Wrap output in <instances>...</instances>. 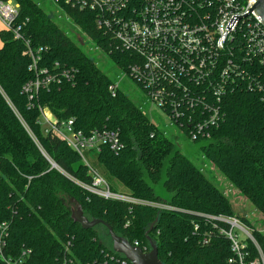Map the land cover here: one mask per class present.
Listing matches in <instances>:
<instances>
[{
  "label": "trees",
  "instance_id": "1",
  "mask_svg": "<svg viewBox=\"0 0 264 264\" xmlns=\"http://www.w3.org/2000/svg\"><path fill=\"white\" fill-rule=\"evenodd\" d=\"M12 1L19 8L11 27H19L20 37L16 39L12 30L0 31V224L8 226L2 255L19 264L125 260L112 250L106 227L83 229L72 220L68 203L80 207L88 220L104 221L131 245L138 242L146 253V233L153 225L148 236L162 264H227L233 255L231 242L220 230L228 231L230 225L217 218L236 219L251 235L240 243L244 263L264 264V234L236 216L201 165L182 154L119 85L112 95L109 87L114 81L57 17L36 0ZM60 8L79 35L90 39L117 68L127 70L130 55L114 50L97 28L94 11L63 4ZM27 44L34 53L41 49L37 70L30 68L31 58L25 55ZM63 69L73 70L71 80L59 76ZM40 70L60 81L39 88L30 100L22 88ZM40 109L58 121L73 119L74 128L84 134L104 128L117 131L122 152L114 155L104 147L95 154L105 181L111 192L117 193L119 184L130 197L150 205L104 199L87 191L83 186L93 183L87 167L65 142L44 132ZM220 115L218 126L208 130L210 137L196 142L200 158L264 219V91L235 84L222 97ZM0 264L7 263L0 259Z\"/></svg>",
  "mask_w": 264,
  "mask_h": 264
},
{
  "label": "built area",
  "instance_id": "2",
  "mask_svg": "<svg viewBox=\"0 0 264 264\" xmlns=\"http://www.w3.org/2000/svg\"><path fill=\"white\" fill-rule=\"evenodd\" d=\"M49 1L61 12L60 4L94 11L97 28L109 37L114 50L130 55V64L123 70V76L134 82L147 101L157 106L180 134L192 142L210 137L208 130L220 122L222 97L235 84L244 82L255 91H264V27L251 11L237 19L230 31L226 29L232 16L245 14L255 4L254 0ZM18 8L12 0H0L3 30H12ZM12 31L18 39L19 27ZM27 47L25 55L31 58L30 68L37 70V54L41 49L34 53L28 44ZM95 49L100 51L96 46ZM59 76L71 80L73 70L63 69ZM59 81L57 75L40 70L22 90L31 100L39 88ZM118 85L114 81L109 87L113 96ZM39 124L45 133L65 142L79 155L93 179L91 186H83L87 191L104 199L150 205L126 193L111 192L105 179L87 162L88 153L97 154L104 147L114 155L122 152L124 144L117 131L104 128L84 134L74 128L73 119L58 121L42 109ZM155 206L172 209L165 205ZM217 219L230 225L228 231L220 230L231 242L233 255L227 264H245L241 242L233 229H240L248 238L251 236L236 219ZM7 235V224H0V259L7 264H19L2 255ZM207 242L204 239L203 243ZM132 246L140 248L138 242ZM140 249L146 253L145 249ZM117 261L120 264L129 262L126 259Z\"/></svg>",
  "mask_w": 264,
  "mask_h": 264
},
{
  "label": "rangeland",
  "instance_id": "3",
  "mask_svg": "<svg viewBox=\"0 0 264 264\" xmlns=\"http://www.w3.org/2000/svg\"><path fill=\"white\" fill-rule=\"evenodd\" d=\"M36 1L42 4L41 6L47 13H51L58 18L56 21H58L61 26L65 27L70 32V36L81 41L84 51L90 55L92 59L96 60L98 67L106 73L112 81L119 82V89L136 105L143 109L148 119L156 125L159 130L165 132L166 136L175 142L177 149L182 154L187 156L195 164L201 165L205 176L211 179L216 187L231 202L236 216L245 217L255 229L264 234L263 217L254 209L249 201L246 200L241 193L227 181L223 175L216 171L210 163H206L202 157L200 158V152L197 150V143L192 142L182 133L180 134L176 125L171 124L169 118L161 112L157 106L147 101L145 95L138 88V86L135 85L129 78L124 77L123 71L120 68H117L108 56L95 49L93 43L88 38L83 37V35H79L80 30L78 27H76L63 12L51 4L49 0ZM86 159L88 164L97 170L98 173L106 180L104 176L105 171L103 167L99 165L96 155L88 153L86 155ZM116 187L118 189V193H126V190L119 184H116ZM238 224L243 227L249 236H251L248 226L246 227L240 221H238ZM233 232L236 234L237 239L240 242H242L245 238H248L247 234L238 228H234Z\"/></svg>",
  "mask_w": 264,
  "mask_h": 264
},
{
  "label": "water",
  "instance_id": "4",
  "mask_svg": "<svg viewBox=\"0 0 264 264\" xmlns=\"http://www.w3.org/2000/svg\"><path fill=\"white\" fill-rule=\"evenodd\" d=\"M255 4L243 15H234L232 16L231 20L229 21L226 29L231 30L233 25L235 24L237 19L245 17L251 11L258 22L264 27V0H254ZM52 167H56L55 164H52ZM68 207L71 211V218L75 223L81 225V227L85 230L91 229L99 224L106 227L108 231V235L111 240L112 250L115 253L121 254L124 258L129 261L131 264H162L158 259L157 248L155 244L152 242L148 233L152 230L153 225L150 226L149 230L147 231V240L150 245V251L144 253L139 247L132 246L126 239L117 236L112 228L106 224L104 221L95 219V220H88L84 215L80 207L74 204H68Z\"/></svg>",
  "mask_w": 264,
  "mask_h": 264
},
{
  "label": "crops",
  "instance_id": "5",
  "mask_svg": "<svg viewBox=\"0 0 264 264\" xmlns=\"http://www.w3.org/2000/svg\"><path fill=\"white\" fill-rule=\"evenodd\" d=\"M1 30H3V27H2V25H1V23H0V31H1Z\"/></svg>",
  "mask_w": 264,
  "mask_h": 264
}]
</instances>
